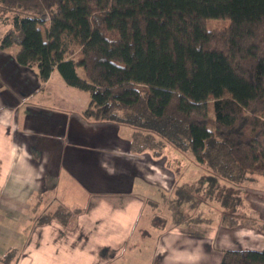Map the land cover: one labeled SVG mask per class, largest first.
I'll return each instance as SVG.
<instances>
[{"label": "trees", "instance_id": "16d2710c", "mask_svg": "<svg viewBox=\"0 0 264 264\" xmlns=\"http://www.w3.org/2000/svg\"><path fill=\"white\" fill-rule=\"evenodd\" d=\"M0 19V48L17 45L42 81L57 69L86 91L82 116L127 126L132 153L172 147L226 189L264 175V0H0ZM172 193L161 209L177 226L196 199ZM219 264H264V247L225 249Z\"/></svg>", "mask_w": 264, "mask_h": 264}, {"label": "crops", "instance_id": "0c3cea01", "mask_svg": "<svg viewBox=\"0 0 264 264\" xmlns=\"http://www.w3.org/2000/svg\"><path fill=\"white\" fill-rule=\"evenodd\" d=\"M17 49L0 48V264H95L102 247L129 241L137 257L154 248L148 264H218L237 242L264 243L257 228L209 217L171 226L163 191L194 182L182 153H132L127 126L87 121L88 93L57 69L40 80Z\"/></svg>", "mask_w": 264, "mask_h": 264}, {"label": "rangeland", "instance_id": "374dc122", "mask_svg": "<svg viewBox=\"0 0 264 264\" xmlns=\"http://www.w3.org/2000/svg\"><path fill=\"white\" fill-rule=\"evenodd\" d=\"M212 22L213 20H210V23ZM7 27L8 25L0 19V36L5 32ZM188 157L189 158L181 154V158L183 159L182 162H186L188 168H190L189 170H185L187 171L186 177L188 179L189 178L193 179L194 182L190 183V185L185 184L182 186L186 190H188L191 194L194 195L196 199V205L195 204L193 205L192 207L193 209H191L189 213L185 212L186 214H184V218L188 215H190L189 218L195 216H197V218L209 217L211 220L210 222L205 223V225L208 224V226L215 227L219 223L220 214H222V212L224 211L227 215L229 214L232 216L234 215V217L240 219V223H239L240 225L244 224L252 227V225L250 224L256 222L259 223V226H261V224L262 226H264V175H260L259 177H257L255 180L252 181H244L243 182L244 184L240 185L237 188L229 187L226 189L224 188L226 184H224L222 181H220L217 185L209 184V182L203 183L204 181L203 179L206 176L207 171L202 168L203 166H200L194 160H192L190 158L191 156ZM223 192L224 194L229 193V195L233 197L235 205L232 206L229 205L225 208L219 205L216 197L223 196ZM165 212H166L165 215L167 216V218H169V214L167 213L168 211ZM154 221L158 222L159 220L154 218ZM198 222L203 223V221H198ZM42 223H43L42 220H38V224H42ZM70 228L74 229V227L72 226ZM239 233H244V231H240ZM239 237L240 239H242V241L244 240L243 237H241L240 235ZM245 245L246 244H243L241 242L236 243V247L239 248H246ZM133 246H134L133 242L129 241L123 246L122 250H120V248H112L110 246L102 247L101 250L99 251V253L101 254L100 259L99 261H95L94 263L98 264L99 262L100 263L103 262L102 261L103 257L113 258L111 260L106 261L105 264H148L150 258H154L156 260V257L152 256V251L154 250V248L150 247L148 249L146 246V249H143L142 253H140L142 254V256L137 257L136 254L131 253L134 250L132 249ZM262 247H264V243L252 247V249H261ZM118 252H120V254L116 256Z\"/></svg>", "mask_w": 264, "mask_h": 264}]
</instances>
